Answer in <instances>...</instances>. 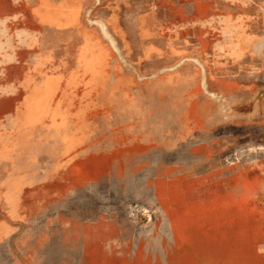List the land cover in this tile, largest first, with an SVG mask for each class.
<instances>
[{"label":"rangeland","instance_id":"rangeland-1","mask_svg":"<svg viewBox=\"0 0 264 264\" xmlns=\"http://www.w3.org/2000/svg\"><path fill=\"white\" fill-rule=\"evenodd\" d=\"M0 264H264V0H0Z\"/></svg>","mask_w":264,"mask_h":264}]
</instances>
